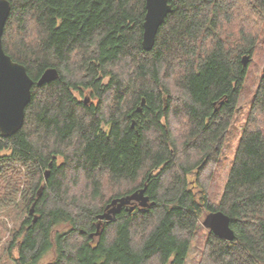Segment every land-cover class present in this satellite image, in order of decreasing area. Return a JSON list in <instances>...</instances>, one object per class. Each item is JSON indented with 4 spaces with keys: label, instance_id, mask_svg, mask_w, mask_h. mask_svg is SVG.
<instances>
[{
    "label": "trees",
    "instance_id": "1",
    "mask_svg": "<svg viewBox=\"0 0 264 264\" xmlns=\"http://www.w3.org/2000/svg\"><path fill=\"white\" fill-rule=\"evenodd\" d=\"M9 1L3 47L35 82L22 129L0 133V210L28 215L14 264H185L200 220L218 211L235 240L209 232L199 264H264V71L219 202L209 193L243 57L264 44V0H168L151 51L146 0ZM50 68L57 79L38 86ZM145 186L154 205L91 237L112 200Z\"/></svg>",
    "mask_w": 264,
    "mask_h": 264
},
{
    "label": "water",
    "instance_id": "2",
    "mask_svg": "<svg viewBox=\"0 0 264 264\" xmlns=\"http://www.w3.org/2000/svg\"><path fill=\"white\" fill-rule=\"evenodd\" d=\"M11 11L10 1L0 0V133L6 138L13 136L22 129L26 108L31 102L32 90L35 85L34 80L28 74L27 68L13 61L3 47V35ZM171 12L172 6L168 0H146L142 42L146 51L153 49L157 34ZM250 60L249 56L243 57L244 67H248ZM57 77L58 71L50 68L45 71L37 84L41 86L51 83ZM138 111L142 112L141 108ZM46 176H48V172ZM146 191L147 186L131 195L112 200L107 205L105 212L97 216V231L91 234V237L100 236L103 225L114 221L124 208H127L126 210L129 212H133L135 204H138L141 210L154 205V203H151ZM34 211L35 208L32 206L29 215H34ZM203 226L222 240L229 242L235 240V232L231 228L230 218L221 211L208 213L203 221Z\"/></svg>",
    "mask_w": 264,
    "mask_h": 264
},
{
    "label": "rangeland",
    "instance_id": "3",
    "mask_svg": "<svg viewBox=\"0 0 264 264\" xmlns=\"http://www.w3.org/2000/svg\"><path fill=\"white\" fill-rule=\"evenodd\" d=\"M264 71V44L259 46L256 54L249 62L247 69V77L244 82L242 93L239 100L238 110L231 124L230 131L224 142L222 148L219 163L214 165L212 169H215V176L213 177L209 185L210 198L213 202L218 203L226 184L228 173L232 165V161L235 156L238 141L240 139L247 113L250 108V103L253 95L256 92L260 78ZM86 97H89L88 93H85ZM80 99H84L80 98ZM97 100H90L89 104H95ZM210 173V171H208ZM25 215H22L18 206H13L8 209L0 210V264H14V260L11 259L8 249L12 242L15 231L19 229V226ZM28 216V215H27ZM206 216V215H205ZM200 220V226L196 235L192 239L189 253L186 257L185 264H199L203 251L205 249L206 240L211 232L203 226V221ZM14 257H18L17 249H13ZM52 258V254L45 255L39 264H46Z\"/></svg>",
    "mask_w": 264,
    "mask_h": 264
},
{
    "label": "flooded vegetation",
    "instance_id": "4",
    "mask_svg": "<svg viewBox=\"0 0 264 264\" xmlns=\"http://www.w3.org/2000/svg\"><path fill=\"white\" fill-rule=\"evenodd\" d=\"M90 100H92V99H91V96H89V97H86V96H85V97H84V102H85V103L89 104V103H90ZM136 206L139 207L138 204H136L135 207H136ZM124 209L126 210L127 208H124ZM122 211H123V210H122ZM97 224H98V223H97ZM103 228H104V225H103V227L101 228V232H102V229H103ZM98 237H99V236H98ZM92 238H95V237H92Z\"/></svg>",
    "mask_w": 264,
    "mask_h": 264
}]
</instances>
